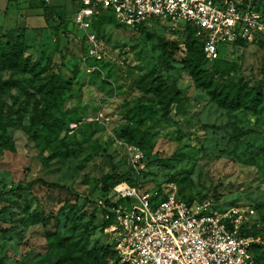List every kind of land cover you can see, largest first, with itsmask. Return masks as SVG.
<instances>
[{
  "label": "rangeland",
  "instance_id": "374dc122",
  "mask_svg": "<svg viewBox=\"0 0 264 264\" xmlns=\"http://www.w3.org/2000/svg\"><path fill=\"white\" fill-rule=\"evenodd\" d=\"M74 10L69 0H0V57L19 59L0 63V107L11 122L0 137L3 264H110L98 205L113 166L158 198L254 209L264 237V103L255 114L230 111L198 88L184 23L133 27L100 16L93 31L104 57L94 63ZM257 13L262 29L208 63L218 83L264 86V0ZM173 87L182 99L169 106ZM40 116L54 121L37 139Z\"/></svg>",
  "mask_w": 264,
  "mask_h": 264
},
{
  "label": "built area",
  "instance_id": "2783aa9c",
  "mask_svg": "<svg viewBox=\"0 0 264 264\" xmlns=\"http://www.w3.org/2000/svg\"><path fill=\"white\" fill-rule=\"evenodd\" d=\"M73 22L84 33L88 57L103 59L93 29L97 19L110 14L118 23L137 26L152 21H174L199 31L210 61L224 48L251 39L262 29L263 16L244 0H69ZM132 163L142 168L144 154L132 151ZM99 208L113 223L111 236L119 264H263L253 250L264 243L250 234L254 209L223 206L209 197L193 202L171 193L164 198L121 183Z\"/></svg>",
  "mask_w": 264,
  "mask_h": 264
},
{
  "label": "trees",
  "instance_id": "16d2710c",
  "mask_svg": "<svg viewBox=\"0 0 264 264\" xmlns=\"http://www.w3.org/2000/svg\"><path fill=\"white\" fill-rule=\"evenodd\" d=\"M246 4H248V0H244ZM261 0H254L253 6L257 10L258 6L260 5ZM257 7V8H256ZM44 13L46 14V17H49L51 15L50 8L48 6L44 7ZM110 14L105 13V15H102L103 19H107ZM112 17V16H111ZM48 19V18H47ZM96 26V25H95ZM94 26V28H95ZM141 26V25H137ZM190 26V25H189ZM189 30V40L187 41V51H188V66L189 71L193 79L195 80L196 86L200 89H203L210 99L214 101L217 105H219L221 108L230 110V111H237L240 109H243L250 113H257L261 105L264 103V86L263 87H249L246 84H244L242 81L238 82H228L220 84L218 83L215 74L212 72L211 67L208 66V63L210 62L204 53V41L202 40L199 31L196 28H188ZM84 41L85 38H83ZM241 41V40H240ZM238 41L237 44L240 42ZM226 48H224L221 52L220 58L216 61L217 62L221 59L223 53L225 52ZM91 59V58H90ZM19 59L16 57H13L10 52L3 51L1 53L0 57V63L6 64L11 63L12 66H18L19 65ZM92 62L97 63V60L91 59ZM24 67H27L28 65V59L27 61L22 62ZM166 95V94H165ZM163 95V97L165 96ZM168 105L171 106L174 103H180L182 99L181 91L177 89L176 87H173L170 91ZM52 120H45L40 116V126L38 130H36L33 133V137H40L41 135L46 136V129L48 127H51ZM11 126V122L9 120L8 116H4L3 108L0 107V137H4L6 139V136H4V132H6L7 128ZM41 132V134H39ZM124 135H130V131L125 130ZM140 147L139 149L144 148L143 141H140L138 144ZM60 154V153H59ZM144 154V152H143ZM57 154H51L49 157L46 158L45 162H48L52 157L56 156ZM146 155L144 154V158L142 162H145ZM135 174H120L117 170L116 166H113L112 173L107 175L102 180L101 189L103 191V194L101 196V200H104L107 207H110V202L108 199L109 194L112 192L114 187L121 183H127L130 185L135 186L133 184V181L135 179ZM54 186V185H52ZM141 188V187H140ZM209 197H203L201 199H205ZM184 199V198H183ZM199 199V200H201ZM188 202H193V199H185ZM101 216L106 214L108 210L106 208H99ZM103 219V229L110 226L113 221L105 220ZM250 234L254 235L255 237H261L264 241V237L259 233V228L254 225L252 229L249 232ZM264 247V243L261 245H255L253 250L256 254V257L260 262L264 264L263 258H262V250ZM107 254L109 255V261L110 264H119V258L114 250V245L109 244L107 248ZM3 260L0 259V264H3Z\"/></svg>",
  "mask_w": 264,
  "mask_h": 264
}]
</instances>
